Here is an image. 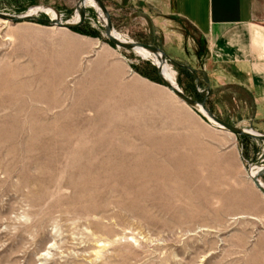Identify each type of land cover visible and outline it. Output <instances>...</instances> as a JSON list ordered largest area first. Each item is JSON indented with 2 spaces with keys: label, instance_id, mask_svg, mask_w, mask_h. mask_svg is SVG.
Listing matches in <instances>:
<instances>
[{
  "label": "rangeland",
  "instance_id": "1",
  "mask_svg": "<svg viewBox=\"0 0 264 264\" xmlns=\"http://www.w3.org/2000/svg\"><path fill=\"white\" fill-rule=\"evenodd\" d=\"M102 1L116 32L162 49L185 94L241 126L228 115L226 91L208 94L185 66L199 38L166 21L165 0ZM77 3L0 0V12L48 6L71 21ZM75 39L117 49L130 73L162 86L153 60L117 48L91 6L78 31L0 19V264H264V220L227 223V175L208 172L209 160L182 141L181 122L150 103L143 85L129 110L128 93L95 70L54 75L48 52ZM199 116L203 133L220 129ZM231 135L245 163L264 164V141Z\"/></svg>",
  "mask_w": 264,
  "mask_h": 264
},
{
  "label": "crops",
  "instance_id": "2",
  "mask_svg": "<svg viewBox=\"0 0 264 264\" xmlns=\"http://www.w3.org/2000/svg\"><path fill=\"white\" fill-rule=\"evenodd\" d=\"M163 5L167 22L186 23L199 38L200 49L185 66L197 71L208 94L226 91L228 115L241 119L240 127L264 133V0H165ZM61 42L64 49L61 46L48 52L54 75L63 79L75 70H95L106 84L120 86L121 94L128 93L129 110L136 94L142 93L137 85H143L150 103L172 112L181 122L182 141L209 160L213 168L208 172L227 175V223L263 222L264 197L247 175L248 168L259 163L244 162L241 147L231 133L216 128L203 133L199 125L203 121L193 109L176 101L163 86L130 73L129 63L117 49L91 39H75L78 43L70 46H66L67 40ZM178 53L190 59L181 45ZM115 101L113 96L111 103ZM114 110L113 118L119 116Z\"/></svg>",
  "mask_w": 264,
  "mask_h": 264
},
{
  "label": "water",
  "instance_id": "3",
  "mask_svg": "<svg viewBox=\"0 0 264 264\" xmlns=\"http://www.w3.org/2000/svg\"><path fill=\"white\" fill-rule=\"evenodd\" d=\"M99 9L101 10L103 16H104V22H105V34L107 38L117 47V48H123L126 50H134L135 48H142L147 50L149 53L157 56L161 63L167 62V60H172L170 57L166 55V53L151 44H146L142 42H136L132 40H124L120 39L117 36H115L113 24L111 21V17L109 14V11L107 7L105 6L104 2L102 0H94ZM85 0H78L76 11L79 14L78 20L75 22L70 21H63L60 17V14L57 10L55 12L57 13V17L55 19H39L35 14H28V12L15 15V14H7L0 12V19L5 20L7 22H13V23H20V22H28V21H42L47 26L51 27H57V28H63L67 30H72L78 26H81L85 20L86 17V7L84 6ZM157 72L159 75V78L162 82V86H164L169 92H171L174 96H176L181 102L189 106L191 109L195 110L199 115L206 118L209 122L214 124L216 127L223 129L229 133H232L234 135L239 136H246L252 139L256 140H262L264 141V133L255 131L253 129L243 128L234 124H231L229 122H226L216 116L211 110L207 107L205 101H197L193 99L192 97L185 94L177 85H174L167 80H165L161 74V67L160 65H157ZM259 167L258 171L252 175L251 172V166L247 170V175L250 178V180L253 182L257 190L263 195L264 197V183L261 181V177L264 176V164L256 165Z\"/></svg>",
  "mask_w": 264,
  "mask_h": 264
},
{
  "label": "bare ground",
  "instance_id": "4",
  "mask_svg": "<svg viewBox=\"0 0 264 264\" xmlns=\"http://www.w3.org/2000/svg\"><path fill=\"white\" fill-rule=\"evenodd\" d=\"M84 6L87 8L89 6L93 7L94 9H96V11H100V15L101 17H104L101 10L99 9V7L97 6V4L95 3L94 0H85L84 2ZM39 11H43L45 13H47L48 15H50V18L53 20L57 17V13L55 12L54 9H52L51 7L48 6H39V7H32L29 11L28 14H36ZM79 14L76 11L73 19L70 22H75L78 20ZM5 21V20H3ZM115 36H117L120 39H124L126 40L120 33L118 32H114ZM134 50H136L139 54H141L144 58H151L154 62V64L160 65L161 67V74L163 76V78L165 80H167L168 82L177 85L176 80H175V72L174 70L171 68V66L169 64H167V62L161 63V61L159 60V58L151 53H149L147 50L142 49V48H135ZM178 86V85H177ZM259 167L257 166H251V172L252 175H254L257 171H258Z\"/></svg>",
  "mask_w": 264,
  "mask_h": 264
},
{
  "label": "trees",
  "instance_id": "5",
  "mask_svg": "<svg viewBox=\"0 0 264 264\" xmlns=\"http://www.w3.org/2000/svg\"><path fill=\"white\" fill-rule=\"evenodd\" d=\"M80 27H81V26H78V27H76V28H74V29H72V30H74V31H78V30H80ZM157 73H158V72H157ZM141 74H143L145 77L150 78L149 75H148L147 73H141ZM159 79H160V78H159ZM160 83L162 84L161 80H160Z\"/></svg>",
  "mask_w": 264,
  "mask_h": 264
}]
</instances>
